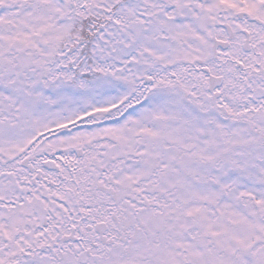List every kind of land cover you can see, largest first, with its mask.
I'll use <instances>...</instances> for the list:
<instances>
[{"label": "snow or ice", "instance_id": "1", "mask_svg": "<svg viewBox=\"0 0 264 264\" xmlns=\"http://www.w3.org/2000/svg\"><path fill=\"white\" fill-rule=\"evenodd\" d=\"M0 264H264V0H0Z\"/></svg>", "mask_w": 264, "mask_h": 264}]
</instances>
